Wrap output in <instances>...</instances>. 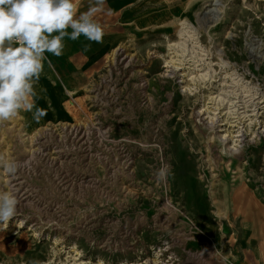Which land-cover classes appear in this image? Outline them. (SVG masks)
Here are the masks:
<instances>
[{
  "label": "rangeland",
  "instance_id": "obj_1",
  "mask_svg": "<svg viewBox=\"0 0 264 264\" xmlns=\"http://www.w3.org/2000/svg\"><path fill=\"white\" fill-rule=\"evenodd\" d=\"M108 2L113 45L45 53L47 115L0 124V264H264V0Z\"/></svg>",
  "mask_w": 264,
  "mask_h": 264
},
{
  "label": "clouds",
  "instance_id": "obj_2",
  "mask_svg": "<svg viewBox=\"0 0 264 264\" xmlns=\"http://www.w3.org/2000/svg\"><path fill=\"white\" fill-rule=\"evenodd\" d=\"M105 3L92 0L88 10L77 15L75 0H0V124L21 111L32 112L37 123L47 115L35 104L34 88L44 70L45 53L61 56L65 38L76 41L84 36L102 43L105 32L94 16L105 10ZM19 167L0 153V169L9 176H15ZM168 172V166L161 167L155 172L156 179H165ZM17 203L10 192H0V226L7 227L17 215ZM30 264L41 262L33 260ZM86 264L93 261L89 259ZM95 264L107 262L96 257ZM119 264L136 262L124 259Z\"/></svg>",
  "mask_w": 264,
  "mask_h": 264
},
{
  "label": "crops",
  "instance_id": "obj_3",
  "mask_svg": "<svg viewBox=\"0 0 264 264\" xmlns=\"http://www.w3.org/2000/svg\"><path fill=\"white\" fill-rule=\"evenodd\" d=\"M109 1L108 4L110 6V9H115V10H118V8H113L111 6V2L110 0H107ZM132 0H124L123 1V4L125 5L126 3L128 2H131ZM84 0H75V3H76V7L78 6V3H83ZM79 15V14H77ZM69 32H71V29L69 28L68 29ZM105 34L106 36L103 37V42L102 43H95V42H92V41H88L84 36H81L78 40L76 41H72L68 38H65L64 42H66V48L68 46L74 48L73 51H75L76 53H86L87 52H90L92 53L91 57L92 58H96L97 57V54L100 50L102 49H105V48H110L113 43H114V37H113V30L112 29H105Z\"/></svg>",
  "mask_w": 264,
  "mask_h": 264
},
{
  "label": "bare ground",
  "instance_id": "obj_4",
  "mask_svg": "<svg viewBox=\"0 0 264 264\" xmlns=\"http://www.w3.org/2000/svg\"><path fill=\"white\" fill-rule=\"evenodd\" d=\"M123 1L124 0H110V2H111V6L113 7V8H119L122 4H123ZM188 24L189 23H184L183 25L185 26L183 29H181L180 30V33H181V35L183 36V34H188L189 35V37H190V31H188L187 29H188ZM181 48L183 47L182 46V43H179L178 44ZM173 62V61H172ZM174 63V62H173ZM174 65L175 66H178L177 64H175L174 63ZM206 75H202L201 77H205ZM37 85H38V87H39V91L40 90H42V92H44L45 91V89H46V87H47V85H46V83H43V84H41L40 85V83H36ZM35 88V87H34ZM37 90V88L35 89V91ZM38 91V92H39ZM65 107H66V109L68 108V109H70V107H69V102H66L65 103Z\"/></svg>",
  "mask_w": 264,
  "mask_h": 264
}]
</instances>
